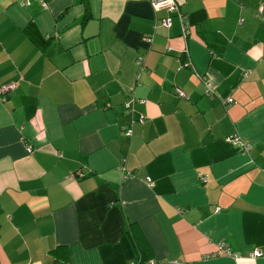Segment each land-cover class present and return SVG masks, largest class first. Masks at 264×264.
I'll return each mask as SVG.
<instances>
[{
    "label": "crops",
    "instance_id": "crops-1",
    "mask_svg": "<svg viewBox=\"0 0 264 264\" xmlns=\"http://www.w3.org/2000/svg\"><path fill=\"white\" fill-rule=\"evenodd\" d=\"M44 1L0 0V264H264V0H177L186 40L146 0Z\"/></svg>",
    "mask_w": 264,
    "mask_h": 264
},
{
    "label": "built area",
    "instance_id": "built-area-1",
    "mask_svg": "<svg viewBox=\"0 0 264 264\" xmlns=\"http://www.w3.org/2000/svg\"><path fill=\"white\" fill-rule=\"evenodd\" d=\"M39 1L41 2L42 6L44 8L47 7V3L44 0H39ZM146 1H148L155 10H164L167 13L175 16L179 22L181 36L183 37L184 40H186L188 38V29H187L188 23H187V20L185 19V15L181 12L179 4L176 2V0H146ZM26 3H28V1ZM259 11L260 12L262 11L261 6L259 7ZM169 14L160 19V23L164 27H170L172 24V17ZM153 36H154L153 33H151V34H148L147 36L143 37V39L146 43L150 44L153 41ZM166 51L167 52L171 51V47L167 46ZM187 57H188V53H187ZM188 60H189V58H188ZM136 62L139 66V74H140V72H142L145 68V66H144L145 55L138 56ZM189 64L192 65L190 60H189ZM197 75L204 85L205 94L208 96H211V97L214 96V88L211 84L210 79L207 78L206 76H204L203 74H197ZM15 85H16V83L13 81L6 82V83L2 84L0 86V95L4 96L8 91L12 90L15 87ZM174 91L178 97L184 98V99L187 98L185 91L182 90L181 88L175 87ZM139 101H141V100H139L137 98H132L131 100H128L125 105L129 109L130 103H135V102H139ZM231 103H233V100L231 98H226L223 100V104L225 106H229ZM137 121H139L140 123H143L144 116L142 114H140L138 116ZM123 132L125 133L126 136H131L132 135V128L130 126L128 128H123ZM226 139L230 140V141L238 142V143L240 142V140L236 136H229ZM26 150L28 153L32 152V148L30 146H27ZM78 175L81 176V173H79ZM200 179L202 182L205 181V178H203V176H200ZM219 252H222L224 254L232 256V253L229 252L227 249H225L223 244H220ZM252 255L256 256V255H258V252L254 251L252 253ZM147 264H153V262L148 261Z\"/></svg>",
    "mask_w": 264,
    "mask_h": 264
},
{
    "label": "trees",
    "instance_id": "trees-1",
    "mask_svg": "<svg viewBox=\"0 0 264 264\" xmlns=\"http://www.w3.org/2000/svg\"><path fill=\"white\" fill-rule=\"evenodd\" d=\"M176 2H177V0H176ZM177 3H178V2H177ZM185 19H186V16H185ZM241 21H242V19H240V22H241ZM165 51H166V48H165ZM212 53H213L214 55L218 54V52H216L215 50H212ZM191 63H192V62H191ZM190 67L194 69L193 64L190 65Z\"/></svg>",
    "mask_w": 264,
    "mask_h": 264
},
{
    "label": "rangeland",
    "instance_id": "rangeland-1",
    "mask_svg": "<svg viewBox=\"0 0 264 264\" xmlns=\"http://www.w3.org/2000/svg\"><path fill=\"white\" fill-rule=\"evenodd\" d=\"M199 178H200V176H199ZM201 180V179H200Z\"/></svg>",
    "mask_w": 264,
    "mask_h": 264
}]
</instances>
